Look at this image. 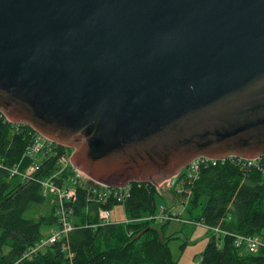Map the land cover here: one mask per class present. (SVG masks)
Returning <instances> with one entry per match:
<instances>
[{"label":"water","instance_id":"obj_1","mask_svg":"<svg viewBox=\"0 0 264 264\" xmlns=\"http://www.w3.org/2000/svg\"><path fill=\"white\" fill-rule=\"evenodd\" d=\"M0 113L111 188L256 160L264 0H0Z\"/></svg>","mask_w":264,"mask_h":264},{"label":"trees","instance_id":"obj_2","mask_svg":"<svg viewBox=\"0 0 264 264\" xmlns=\"http://www.w3.org/2000/svg\"><path fill=\"white\" fill-rule=\"evenodd\" d=\"M5 119L0 113V264H176L168 246L172 236L165 237L163 231L169 222L156 224L153 219L156 197L164 198L161 190L134 189L122 204L127 223L97 226L100 205L88 202L87 190L78 183L73 187L76 200L72 205L74 215L78 216L73 221L77 228L70 236L73 259H66L56 245L22 259L43 238L41 228L54 221L53 217L37 221L24 217L31 205L45 202L37 178L67 188L71 182L67 176L69 167L57 174V160L65 148L58 146L55 156L39 154L29 158L25 153L33 140V130L23 125L12 132L13 125ZM236 161L237 158H230L202 169L196 180L184 184L180 193L176 189L178 180L165 187L175 198L186 201L185 213L193 225L218 228L229 234H211L197 264H264V246L250 254L236 247L232 236H258L264 244V170L242 169ZM35 163L40 166L33 174L35 181L10 178L6 170L18 167L32 173ZM117 205L120 204L111 202L106 207L112 209Z\"/></svg>","mask_w":264,"mask_h":264},{"label":"built area","instance_id":"obj_3","mask_svg":"<svg viewBox=\"0 0 264 264\" xmlns=\"http://www.w3.org/2000/svg\"><path fill=\"white\" fill-rule=\"evenodd\" d=\"M12 125V132L19 131V126H23L14 124ZM33 136L34 137L31 145L28 147L25 153L26 156H28L29 158H36L39 154H44L46 156H55L57 154V144L49 141L36 132H34ZM226 160L219 161L206 158L195 159L194 161L189 163L186 168L183 169V171H185V183L190 184L192 181L196 180L198 178L199 172L202 169H205L207 167H215L220 162H224ZM57 161L59 166L57 174H61L68 167L72 170V166L70 164V154L67 153L66 149L58 157ZM38 163L33 164L32 173L23 172L19 170L18 167L9 168L6 170L8 171L10 178L17 177L21 182L35 181V176L33 174H35V172L40 169ZM236 164L242 169L254 167L264 170V156H261L256 160H242L237 158ZM72 176L75 177V179L69 178L71 187H73L77 183L80 184L84 189L87 190L86 196L88 202H94L102 205L98 208L97 226H109L115 223L111 219V209L106 207L107 204L111 202H115L117 204L125 203L131 197L132 191L134 189H140L142 187H154L155 189L160 190V186L167 184L166 182H164L159 187H155L149 183L133 182L123 188H111L97 183L89 184L88 182H83L79 179L76 180V176ZM37 182L41 185V194L43 197L48 198L49 196H52L55 199L56 208L53 207V218L55 220L49 227V236L46 239L41 238L39 242H37L34 246H31L23 254L22 259L32 257L33 255L45 249L47 246L56 245L60 253L63 254L66 259L71 261L74 257V253L71 249L70 235L77 227L74 225V222L71 221L70 216L75 213L72 204L76 200V192L74 191V189H68L59 186L52 180L46 179L39 181L37 178ZM181 191L182 190L178 189L177 192L180 193ZM160 212L163 214V217L160 218V222L163 220H171L175 218V216L172 215L170 211H167L164 208H161ZM54 224H56V227H54ZM212 230L223 236L228 234L226 232L220 231L218 228H212ZM232 236L235 239V246L245 249V251L250 254H255L260 247L264 246L258 236Z\"/></svg>","mask_w":264,"mask_h":264},{"label":"rangeland","instance_id":"obj_4","mask_svg":"<svg viewBox=\"0 0 264 264\" xmlns=\"http://www.w3.org/2000/svg\"><path fill=\"white\" fill-rule=\"evenodd\" d=\"M65 149L67 150V153H69L71 156L72 150L68 148ZM72 175L76 176V180L79 179L80 181L88 182L89 184L95 183L92 180H90L87 176H85L83 173L79 171L76 172L73 167L72 170L69 168L67 172V176L69 178L75 179V177H73ZM184 176H185V171L182 170V172L179 174L178 177L173 178L171 180L172 186L178 180L176 182L177 190L180 189L183 191L185 184ZM70 186L71 185H69L68 189H73L74 186L73 187ZM162 191L164 192L162 193L160 192V194L163 195L164 198H161L159 196L156 197V209H155L156 212L153 216V219L156 224H160V218L163 217V214L160 212V209L164 208L169 211L170 208L173 207L170 212L172 213V215L174 216L176 215L175 218L171 220L161 221L162 223L167 221L169 222L163 228V231L165 237L172 236V239L168 241V246L171 251L172 259L176 264H197L199 261V255L201 254V252L204 250V248L208 243V238L210 237L211 234L217 236V233L214 232L212 229H207L206 227H203L199 224L198 226L197 225L195 226L193 225V223L189 222L188 217L185 213L186 201L183 198H178V197L175 198L176 196L173 194V192L165 191V188L162 189ZM166 196H168L169 198H165ZM54 204H55L54 197L49 196L48 198L45 199V202L43 204L31 205L28 208V210L25 212L24 217L26 219L33 221H37L41 217L44 218L53 217V207L56 208V204L55 205ZM99 205L100 207L102 206L101 204ZM110 213H111L112 221L115 222L114 224L127 223L122 204L114 206L111 209ZM77 217L76 215L73 214L70 216V219L71 221H74L77 219ZM49 227L50 226H44L41 228L42 237L44 239H46L49 236V229H50ZM54 227H56V224H54Z\"/></svg>","mask_w":264,"mask_h":264},{"label":"crops","instance_id":"obj_5","mask_svg":"<svg viewBox=\"0 0 264 264\" xmlns=\"http://www.w3.org/2000/svg\"><path fill=\"white\" fill-rule=\"evenodd\" d=\"M173 208V207H172ZM172 208H170V211L172 210Z\"/></svg>","mask_w":264,"mask_h":264},{"label":"bare ground","instance_id":"obj_6","mask_svg":"<svg viewBox=\"0 0 264 264\" xmlns=\"http://www.w3.org/2000/svg\"><path fill=\"white\" fill-rule=\"evenodd\" d=\"M156 219V218H155ZM229 235V234H228Z\"/></svg>","mask_w":264,"mask_h":264}]
</instances>
